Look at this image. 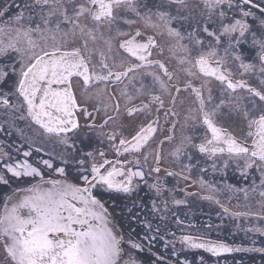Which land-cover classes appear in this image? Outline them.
Returning a JSON list of instances; mask_svg holds the SVG:
<instances>
[{
    "label": "snow or ice",
    "instance_id": "obj_1",
    "mask_svg": "<svg viewBox=\"0 0 264 264\" xmlns=\"http://www.w3.org/2000/svg\"><path fill=\"white\" fill-rule=\"evenodd\" d=\"M5 125L29 148L0 146V187L12 189L0 264H209L185 249L264 253L204 234L181 235L177 249L169 229L184 224L178 209L190 198L264 220V0H0ZM37 139L61 151L43 158ZM230 168L258 173L259 184L206 179ZM224 192L243 193L249 210L231 211Z\"/></svg>",
    "mask_w": 264,
    "mask_h": 264
},
{
    "label": "flooded vegetation",
    "instance_id": "obj_2",
    "mask_svg": "<svg viewBox=\"0 0 264 264\" xmlns=\"http://www.w3.org/2000/svg\"><path fill=\"white\" fill-rule=\"evenodd\" d=\"M18 126L24 130L25 134L28 136H35L33 135V131L28 127L27 122L18 121ZM161 124H164L163 117H161ZM35 128V126H32ZM165 132L158 133V135L162 136L166 133ZM10 133V134H9ZM127 134V132H126ZM179 133H177L178 135ZM0 146L6 144H13L15 147H20L23 145V149L27 150L29 148V144L21 137L20 133L17 132L15 129H9L5 125V130L0 131ZM42 147L44 152L39 153V156L43 158H48L46 153H52L53 156H56L61 151V146L55 145L48 141H43L37 139L36 144H33V149L35 147ZM7 150V149H6ZM15 154V153H14ZM34 155H37L34 153ZM56 163L58 164L59 161L57 160ZM206 179L211 180L219 186L223 187L225 184H231L238 188L248 187L251 185L252 180L255 179L256 183L259 184V174L254 173L249 175L247 178L241 177L238 171H234L232 168L228 169L226 174H212L209 172L206 175ZM25 183L14 184L12 187H26ZM183 186V184H181ZM12 189L10 188H3L0 187V210H2L3 206V196L7 193H10ZM195 191L196 189H191ZM230 195L227 192L219 194V198L223 203H225L231 211H248L249 209L246 208L245 201L243 199V193H238L236 196H232V199L229 200L227 197ZM237 196L239 199H237ZM191 203L188 207H181L178 209V215L181 220L184 221L183 225H176L171 220L169 221V229L171 232H175L176 236L175 239L177 241L176 247L179 249L181 245L179 244V237L181 235H198L204 234L205 238L210 239H219L223 240L224 242L233 245V246H241L245 248H260L264 247V235L260 233H245V231L238 230L235 228L236 224H240L244 229L249 227H264V220L257 218V216H249V217H240L238 219H233L228 215H224L222 210L218 205L214 202L202 200L199 198H190ZM252 211L259 212V205L255 203L256 200L259 199L258 195L252 196ZM239 205V207H237ZM109 210L112 211L111 205H109ZM117 213H119L120 209L117 207L115 209ZM194 224L196 227L189 228L188 224ZM211 224V229L205 228V225ZM219 225L220 227H217ZM168 240H172L173 237L168 235L166 237ZM155 249L158 252L164 253L168 255L171 251V248L165 249L163 242H160L155 245ZM185 252L188 255L189 259L193 258V255H196L197 262L199 260V255L205 256V258L209 259V264H264V253L259 252H234V253H225L220 257H210L209 253L204 252L202 249L196 250H188L185 249ZM2 255V253H0ZM175 259V257H173Z\"/></svg>",
    "mask_w": 264,
    "mask_h": 264
}]
</instances>
